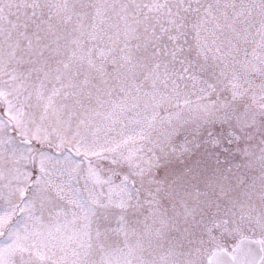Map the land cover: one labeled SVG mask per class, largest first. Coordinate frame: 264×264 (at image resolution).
I'll list each match as a JSON object with an SVG mask.
<instances>
[{
  "label": "snow or ice",
  "instance_id": "obj_1",
  "mask_svg": "<svg viewBox=\"0 0 264 264\" xmlns=\"http://www.w3.org/2000/svg\"><path fill=\"white\" fill-rule=\"evenodd\" d=\"M0 264H264V0H0Z\"/></svg>",
  "mask_w": 264,
  "mask_h": 264
}]
</instances>
